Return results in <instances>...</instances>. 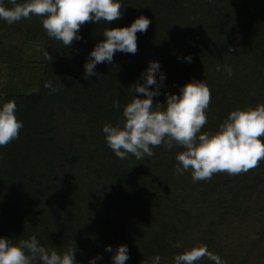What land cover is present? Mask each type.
Masks as SVG:
<instances>
[{
	"label": "trees",
	"instance_id": "trees-1",
	"mask_svg": "<svg viewBox=\"0 0 264 264\" xmlns=\"http://www.w3.org/2000/svg\"><path fill=\"white\" fill-rule=\"evenodd\" d=\"M121 4V18L86 22L83 39L69 47L47 35L39 16L11 25L0 20V64L23 83L5 84L0 100H15L24 122L19 138L0 147V236L17 243L36 235L61 253L75 243L78 264L98 254L97 264H112L120 244L130 249L126 264H151L157 254L160 264H173L175 254L201 244L227 264H264V160L247 173L194 183L190 171L175 174L184 150L175 142L170 150L155 146L151 157L120 159L102 131L122 121L134 95L143 96L131 87L144 82L152 60L166 74L154 103L193 79L207 82L211 101L201 132L218 130L236 108L264 103V0ZM141 15L151 24L137 33L138 51H117L86 78L84 64L104 29L130 26ZM49 80L58 91L44 87ZM198 264L214 262L205 257Z\"/></svg>",
	"mask_w": 264,
	"mask_h": 264
},
{
	"label": "clouds",
	"instance_id": "clouds-1",
	"mask_svg": "<svg viewBox=\"0 0 264 264\" xmlns=\"http://www.w3.org/2000/svg\"><path fill=\"white\" fill-rule=\"evenodd\" d=\"M9 3L11 7L0 0V20L11 25L33 15L39 16L47 35L61 41L65 47L71 46L74 40L83 39L79 29L86 22L110 23L123 15L121 0H9ZM150 24L151 19L141 15L130 26L105 28L104 39L88 54L85 77L95 75L98 64L112 63L117 51L135 54L137 33L147 32ZM45 58L52 60L49 52L45 53ZM184 59L191 62L192 57L188 55ZM220 70L221 66L217 65V71ZM225 70L231 76V67L225 66ZM142 78L144 82H137L131 91L143 96L134 95L125 105L121 122L105 123L102 127L106 143L116 157L125 159L129 154L137 159L145 155L151 157L155 146L164 144L170 150L175 142L184 149L176 155L175 174L190 171L194 183L210 180L216 173H247L264 160V103L236 108L228 113L218 130L201 132L208 120L206 110L211 101L210 87L205 80L193 79L181 86L178 93H166L165 103H154L153 98L161 94V84L166 80L161 63L149 61ZM153 85L156 87L152 88ZM44 87L51 92L58 91L51 80L45 81ZM17 107L15 100H0V147L18 139L24 127L23 120L17 116ZM113 107L119 110L120 102L115 100ZM174 247L179 248L181 244L177 242ZM76 250L74 243L68 250L58 252L45 247L36 235L17 243L0 236V264H34L37 261L39 264H78ZM105 250L113 252V247L108 245ZM205 257L214 264H227L203 244L175 254L173 264H198ZM102 259L98 254L89 264H97ZM129 259V246L120 244L112 256V264H126ZM160 261L157 254L151 264H160Z\"/></svg>",
	"mask_w": 264,
	"mask_h": 264
},
{
	"label": "rangeland",
	"instance_id": "rangeland-1",
	"mask_svg": "<svg viewBox=\"0 0 264 264\" xmlns=\"http://www.w3.org/2000/svg\"><path fill=\"white\" fill-rule=\"evenodd\" d=\"M36 49L39 50L40 53L42 52V49L40 46H37ZM17 75H18V72L12 71V69L7 67L6 65L0 64V91L2 90L5 84L7 85L8 83H12V81H17L19 85H22L23 83L19 82L20 78Z\"/></svg>",
	"mask_w": 264,
	"mask_h": 264
}]
</instances>
